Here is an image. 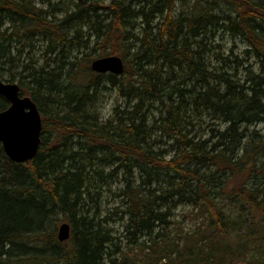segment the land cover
<instances>
[{
    "label": "trees",
    "instance_id": "obj_1",
    "mask_svg": "<svg viewBox=\"0 0 264 264\" xmlns=\"http://www.w3.org/2000/svg\"><path fill=\"white\" fill-rule=\"evenodd\" d=\"M176 3L181 11L174 14ZM59 5L65 6L60 16L57 5L0 0V80L16 83L42 120L33 160L15 164L0 144V264H115L110 234L95 222L99 207L91 219L84 207L94 196L100 201L94 184L119 174L128 245L154 235L167 205L183 204L201 220L199 240L190 246L203 239L211 245L197 256L238 264L240 247L264 241V0ZM89 24L92 34L84 41ZM223 35L246 43L256 71L245 68L238 79L241 62L217 51ZM110 56L123 60V79L91 70L94 60ZM104 81L133 101L127 110L114 108L108 130L85 119ZM8 106L0 96V112ZM153 111L158 118L148 130ZM203 114L224 127L199 134L192 121ZM151 133L170 143L171 153L156 152L148 144ZM62 220L71 228L66 243L57 239ZM239 220L246 232L235 230ZM166 252L154 241L148 256L161 261L174 254Z\"/></svg>",
    "mask_w": 264,
    "mask_h": 264
},
{
    "label": "rangeland",
    "instance_id": "obj_2",
    "mask_svg": "<svg viewBox=\"0 0 264 264\" xmlns=\"http://www.w3.org/2000/svg\"><path fill=\"white\" fill-rule=\"evenodd\" d=\"M30 1L32 2V5H35L37 7L40 6L42 7V9H46L48 4L57 5L55 6V9L57 11L58 9H60L59 12H57L58 16L62 15V12L65 9V6L59 5V3H62L64 0ZM100 13H98V17L100 18L99 20L102 19ZM102 16L104 15L102 14ZM82 31V40L87 41L88 39H90V36L92 34V25H86L84 28H82ZM217 43L221 47L220 50H217L218 52H221L224 56H229L231 53L233 55L230 58L231 60H235V58H237V60L241 62L240 65L242 67H237L238 79L244 78V69L247 66H249V69L250 66L257 65V62H255L253 59L244 57V52L248 49V46L241 38L223 35V37H221L217 41ZM37 57L38 53H36V57H34V60H37ZM254 69L256 71L257 66H255ZM124 77V75H119V79H123ZM99 90L100 91H98L97 93L98 97L96 100L98 102L97 105L99 103H102L106 99H114L112 114L115 107H118L121 111L127 110V108H129L133 102L132 99L121 97L118 91L105 81L101 83ZM24 95L27 96L26 93H24ZM186 99V101L188 102L190 98L187 97ZM92 112L96 111L92 109ZM97 115L99 114L97 113ZM119 116L121 115L119 114ZM109 118H111L112 120L115 118V116L112 115L107 119H102L103 124H100V127L106 128L108 130L109 127L106 125L109 123V121H107ZM156 118H158L157 111H153L149 114L146 129L149 130L152 128L154 122L153 120ZM100 119H98V121H100ZM104 123L106 125H104ZM192 123H194L195 131H198L199 134L201 131L208 133L210 132V130H217V127L221 129L224 127L220 123L211 120L207 114H203L201 118L195 119L194 121H192ZM212 125H215L217 127H213ZM110 132L112 134V131ZM144 138H147V135L144 136ZM148 141V144L153 145V149L158 153L161 152L164 155V153L168 154L172 151L170 148V143H168L164 139H160L155 133L149 134ZM111 168L112 167L110 165L105 166L106 172L111 170ZM122 177L123 176L119 174L117 179L114 178L104 185H98L97 183L94 184V186L92 187V195L94 196L95 193L99 191L100 201L94 196L92 198V202L87 200V205H85L84 207L85 213L87 211L89 212V210H91L92 208L89 213L87 212V215L90 219L95 216L94 208L97 206L99 207L100 212L95 222H100L102 227L110 232V236L113 238V246L109 251V253L111 254V261L115 262V264H213L211 259H207L206 255L197 256L210 252L209 249L211 248V245L207 241L203 239L202 242H199L197 245L190 246L193 241L197 239L199 240V235H197L196 231L197 226L200 224L201 220H196L194 214L192 213V208L183 204L176 207H174L172 204L167 205L163 210V212L167 213V216L163 219L162 223L158 224L159 228L155 231L154 235L152 237H146V235H144V237H142L141 240H139V243H137L136 245H128L127 239H125L124 237L125 222L121 214V211H123L124 208L121 204V200L118 198L121 187H123ZM135 177L136 183L138 184V174H136ZM116 207L120 210L114 211L113 209ZM103 218H106L105 224L101 223ZM63 222L67 221L62 220L59 224ZM247 229H249V227L246 226L245 222L243 223L241 220H239L238 224H236L235 226V230L238 232H246ZM156 235L158 236L155 237ZM154 241H156L159 245L162 243L165 245L167 249L165 255H167L170 251H173V256H171L172 254H169L171 256L170 261L168 260L169 255L167 256V259H163L161 261H154V259H151V257L148 256V249L152 247V243ZM177 245H179L180 247H178ZM239 252L240 254L238 255V264H247V262H250L251 264H264V241L260 238L252 240V242L249 243L248 246L243 245L242 249L241 247L239 248ZM195 257H198V261L196 262L194 261Z\"/></svg>",
    "mask_w": 264,
    "mask_h": 264
},
{
    "label": "water",
    "instance_id": "obj_3",
    "mask_svg": "<svg viewBox=\"0 0 264 264\" xmlns=\"http://www.w3.org/2000/svg\"><path fill=\"white\" fill-rule=\"evenodd\" d=\"M91 70L100 74L119 76L124 65L116 56L96 59ZM0 96L9 104L0 112V144L6 157L15 164H23L34 159L40 147L42 122L36 104L28 96H21L19 86L0 80ZM71 228L62 223L58 228V239L68 241Z\"/></svg>",
    "mask_w": 264,
    "mask_h": 264
},
{
    "label": "bare ground",
    "instance_id": "obj_4",
    "mask_svg": "<svg viewBox=\"0 0 264 264\" xmlns=\"http://www.w3.org/2000/svg\"><path fill=\"white\" fill-rule=\"evenodd\" d=\"M126 5H129L128 7H135L136 6V3L134 4V5H132V6H130V4H126ZM174 12V14L175 13H178L179 11H181V4L180 3H176V6H175V9L173 10ZM103 15H104V13H102ZM172 16H175V17H177L178 15H172ZM218 34V33H217ZM221 36V35H220ZM219 37V36H218ZM207 48H209V47H207ZM248 50V49H247ZM206 54H208V51L206 52ZM209 55V54H208ZM116 57H118V56H116ZM244 57H246V58H251V59H253L255 62H256V59L251 55V54H248L247 52H244ZM120 58V57H119ZM100 59V58H99ZM122 60V59H121ZM122 62H123V60H122ZM124 65V64H123ZM255 66H257V68H258V65H255ZM255 66H250V69H254V67ZM249 66H247L246 68H248ZM176 83H180V84H183V85H180L179 87H180V89H182V90H186V89H188V87H187V85H185V83H183V82H179V81H176ZM31 99V98H30ZM97 101H90V105H89V107H91V108H88L86 111H85V113L87 114L86 115V117H85V119H87V120H91V123H93V122H97L98 123V125L100 126V124H103V121H102V119H100L101 117L99 116V115H97V113L96 112H92V109H95L96 108V106H97ZM95 111V110H94ZM95 113V114H94ZM116 113H114V111H113V114L112 115H115ZM111 115V116H112ZM110 116V117H111ZM98 119H100V121H98ZM111 120V118H109L107 121H110ZM104 125H106L105 123H104ZM65 148H63L62 150H64ZM65 154H68V151L67 152H65ZM83 154H85V152L83 153ZM73 155V154H72ZM33 160V159H32ZM31 161V160H30ZM29 162V161H28ZM25 163H27V162H25ZM24 164V163H23ZM123 206V205H122ZM114 211H118V210H120L119 208H114L113 209ZM107 218V217H106ZM106 218H103L104 219V222L102 221V223L103 224H105L106 222H105V220H106ZM63 223H67V222H63ZM62 224V223H61ZM61 224H59L58 225V228L60 227V225ZM69 224V223H68ZM70 225V224H69ZM106 230V229H105ZM109 234H110V232H109ZM111 237V236H110ZM57 239H58V229H57ZM111 239H112V241H113V238L111 237ZM58 241H59V243H66L67 241H65V242H63V241H60L59 239H58Z\"/></svg>",
    "mask_w": 264,
    "mask_h": 264
},
{
    "label": "clouds",
    "instance_id": "obj_5",
    "mask_svg": "<svg viewBox=\"0 0 264 264\" xmlns=\"http://www.w3.org/2000/svg\"><path fill=\"white\" fill-rule=\"evenodd\" d=\"M114 106V99H106L102 103H99L94 109L101 119H107L112 115V108Z\"/></svg>",
    "mask_w": 264,
    "mask_h": 264
}]
</instances>
